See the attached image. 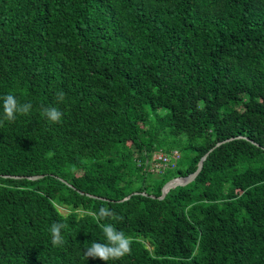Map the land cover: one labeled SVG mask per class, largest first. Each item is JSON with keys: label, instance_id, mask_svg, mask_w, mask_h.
I'll list each match as a JSON object with an SVG mask.
<instances>
[{"label": "trees", "instance_id": "obj_1", "mask_svg": "<svg viewBox=\"0 0 264 264\" xmlns=\"http://www.w3.org/2000/svg\"><path fill=\"white\" fill-rule=\"evenodd\" d=\"M7 94L32 109L0 126V264H104L100 207L132 240L107 264H264V0H0Z\"/></svg>", "mask_w": 264, "mask_h": 264}, {"label": "clouds", "instance_id": "obj_2", "mask_svg": "<svg viewBox=\"0 0 264 264\" xmlns=\"http://www.w3.org/2000/svg\"><path fill=\"white\" fill-rule=\"evenodd\" d=\"M65 94L63 91L56 93L57 101H62ZM32 109L30 102L19 103L16 97L12 94H7L2 97L3 115L0 117V126L4 121L13 122L17 118V114L28 115ZM46 119L52 123H59L63 113L56 107H44L42 109ZM93 218L100 224L106 242L93 241L91 246L84 250V258L99 259L107 264L109 260H119L131 252L132 240L126 236L123 231L117 230L111 223H100L104 220H120L115 212L106 208L100 207L98 212L92 213ZM68 227L65 223L56 222L51 225V243L53 246H59L63 243L62 230Z\"/></svg>", "mask_w": 264, "mask_h": 264}, {"label": "water", "instance_id": "obj_3", "mask_svg": "<svg viewBox=\"0 0 264 264\" xmlns=\"http://www.w3.org/2000/svg\"><path fill=\"white\" fill-rule=\"evenodd\" d=\"M241 136H237L236 138H240ZM235 137H231L229 139L223 140V141H219L217 142L213 147H211L200 159V161L197 164V168L195 169V171L189 175H187L186 177H177L174 179L169 180L167 183H165V185L162 187L161 190V195L158 197V199H163L165 197V195L167 194V192L172 189L175 188L177 186H185L187 184H189L190 182H192L196 176L200 173L202 167H203V162L204 160L207 158L208 154L215 149L217 146L221 145L222 143H225L227 141L232 140ZM3 177L5 178H13V179H21V178H26L28 180H36L39 178H42L43 175H35V176H26V177H22V176H10V175H3ZM143 195H146L145 193H142ZM92 197V195H89ZM154 197V196H152Z\"/></svg>", "mask_w": 264, "mask_h": 264}, {"label": "built area", "instance_id": "obj_4", "mask_svg": "<svg viewBox=\"0 0 264 264\" xmlns=\"http://www.w3.org/2000/svg\"><path fill=\"white\" fill-rule=\"evenodd\" d=\"M180 155L177 150L171 152L158 151L151 155V157L145 158L143 164L154 173H162L168 168H174L177 165V161ZM142 162H138L140 166Z\"/></svg>", "mask_w": 264, "mask_h": 264}, {"label": "rangeland", "instance_id": "obj_5", "mask_svg": "<svg viewBox=\"0 0 264 264\" xmlns=\"http://www.w3.org/2000/svg\"><path fill=\"white\" fill-rule=\"evenodd\" d=\"M60 210H61L63 213H64V212H66V210H65V209H62V208H61Z\"/></svg>", "mask_w": 264, "mask_h": 264}]
</instances>
